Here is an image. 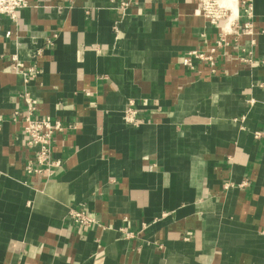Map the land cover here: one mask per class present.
<instances>
[{"label":"crops","instance_id":"1","mask_svg":"<svg viewBox=\"0 0 264 264\" xmlns=\"http://www.w3.org/2000/svg\"><path fill=\"white\" fill-rule=\"evenodd\" d=\"M25 1L0 15V264H264V0L214 73L182 64L223 25L199 0ZM24 92L63 126L50 175L24 171Z\"/></svg>","mask_w":264,"mask_h":264},{"label":"built area","instance_id":"2","mask_svg":"<svg viewBox=\"0 0 264 264\" xmlns=\"http://www.w3.org/2000/svg\"><path fill=\"white\" fill-rule=\"evenodd\" d=\"M235 11L229 3L222 0H199L194 10L195 15H199L207 20L209 24L217 25L220 20L223 21L219 38L216 45L209 47L206 51L192 50L182 57V64L189 70L194 69V61H201L209 68L210 73L215 72V55L217 49L228 44L226 37L234 36L237 41L243 35H253V4L251 0H235ZM240 5V8H238ZM27 6L25 0H0V15H7L14 19L18 9ZM125 4H122L123 8ZM113 30L117 32L114 26ZM253 43L254 40L250 39ZM243 50V49H242ZM240 60H245L243 52H240ZM12 69L24 79L34 76L37 71L34 66L24 69L22 63L18 61L16 55H11ZM250 61V60H249ZM264 65V59L261 60ZM24 107L13 111L12 121L22 123V130L26 137V146L31 151L30 158L26 161L24 171L27 174L46 173L50 175L51 167L55 162L51 159V145L53 135L63 129L59 119L51 115H40L36 113V101L24 92L21 94ZM137 109L133 104H128L123 110V119L130 125H137ZM259 133H256V137ZM67 221L75 228H89L97 224L96 216L91 211H86L81 206L76 205L68 209L66 215Z\"/></svg>","mask_w":264,"mask_h":264},{"label":"bare ground","instance_id":"3","mask_svg":"<svg viewBox=\"0 0 264 264\" xmlns=\"http://www.w3.org/2000/svg\"><path fill=\"white\" fill-rule=\"evenodd\" d=\"M222 1L229 3L232 9L235 11V0H222Z\"/></svg>","mask_w":264,"mask_h":264}]
</instances>
